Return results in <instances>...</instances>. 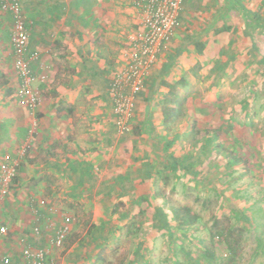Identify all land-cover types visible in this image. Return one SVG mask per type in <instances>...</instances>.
<instances>
[{
  "label": "rangeland",
  "instance_id": "obj_1",
  "mask_svg": "<svg viewBox=\"0 0 264 264\" xmlns=\"http://www.w3.org/2000/svg\"><path fill=\"white\" fill-rule=\"evenodd\" d=\"M115 1L117 9L133 4L127 11L137 19L140 0ZM240 2L264 20V0ZM1 15L2 58L11 20ZM138 31L134 23L123 34ZM161 54L126 128L114 119L110 140L87 136L97 152L86 181L73 188L72 170H21L2 197L10 224L0 251L17 264L25 243L46 247L54 264H264V26L230 1L182 0ZM32 198L74 217L60 246L43 220L38 235L30 232ZM182 206L193 222L173 216Z\"/></svg>",
  "mask_w": 264,
  "mask_h": 264
},
{
  "label": "crops",
  "instance_id": "obj_2",
  "mask_svg": "<svg viewBox=\"0 0 264 264\" xmlns=\"http://www.w3.org/2000/svg\"><path fill=\"white\" fill-rule=\"evenodd\" d=\"M18 1L28 19L32 86L40 101L35 113L28 114L14 98L19 77L8 42L3 59L0 54V157L16 156L25 149L14 185L23 179L21 170L34 171L33 176L40 171L72 170L73 176L67 178L74 188L84 180L97 152L89 147L87 136L106 141L114 135L108 86L122 59L123 44L130 41L123 32L137 24L138 12L131 20L127 10L134 13L133 4L117 9L115 0ZM1 12L11 20L9 12L0 8V16ZM5 24L0 17V41L8 28ZM158 56H163L161 51ZM67 147L70 150L65 151ZM13 204L9 203L11 214ZM1 221L10 224L2 212ZM12 258L17 264V257Z\"/></svg>",
  "mask_w": 264,
  "mask_h": 264
},
{
  "label": "built area",
  "instance_id": "obj_3",
  "mask_svg": "<svg viewBox=\"0 0 264 264\" xmlns=\"http://www.w3.org/2000/svg\"><path fill=\"white\" fill-rule=\"evenodd\" d=\"M181 2L182 0L139 1L137 21L139 32L123 49L122 59L114 69L108 86L118 128H126V122L133 113L136 97L144 88L145 80L157 62L159 52L177 31L180 25ZM0 8L9 12L12 19L9 42L19 77L17 101L28 114H34L40 96L32 86L30 56L27 57L29 39L26 17L18 0H0ZM35 57V54L31 56ZM24 151L25 149L16 156L6 154L0 161V199L14 186ZM28 203L33 221L30 232L38 235L41 227L37 222L43 220L54 229L50 242L56 247L60 246L72 229L74 219L72 214L41 199L32 198ZM6 234V225L0 223V241ZM20 252L24 264H54L44 246L25 243ZM0 264H13V258L10 254L0 251Z\"/></svg>",
  "mask_w": 264,
  "mask_h": 264
},
{
  "label": "trees",
  "instance_id": "obj_4",
  "mask_svg": "<svg viewBox=\"0 0 264 264\" xmlns=\"http://www.w3.org/2000/svg\"><path fill=\"white\" fill-rule=\"evenodd\" d=\"M226 1H230L234 4H236L237 8L242 11L243 15L245 17L250 18L251 20H254L257 23H261L264 26V20H261L258 16V14L253 11L250 10L248 8H246L241 2L240 0H226ZM12 21V19H11ZM26 27L28 29V24H27V19H26ZM174 162H176V160L174 159ZM172 214L173 216L180 220L182 223L184 224H189L191 222L194 221V216L190 215L189 213V209L186 206H182V207H172L171 208ZM226 233H231V230L226 231ZM228 247L230 249H233V246L231 244V242H228Z\"/></svg>",
  "mask_w": 264,
  "mask_h": 264
}]
</instances>
